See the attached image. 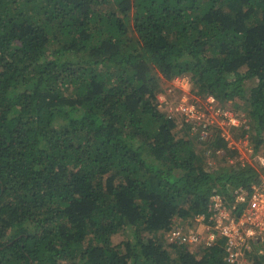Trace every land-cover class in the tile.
<instances>
[{
    "label": "trees",
    "instance_id": "obj_1",
    "mask_svg": "<svg viewBox=\"0 0 264 264\" xmlns=\"http://www.w3.org/2000/svg\"><path fill=\"white\" fill-rule=\"evenodd\" d=\"M184 76L262 143L264 0H0V264H229L164 240L264 176L175 133L158 94Z\"/></svg>",
    "mask_w": 264,
    "mask_h": 264
},
{
    "label": "built area",
    "instance_id": "obj_2",
    "mask_svg": "<svg viewBox=\"0 0 264 264\" xmlns=\"http://www.w3.org/2000/svg\"><path fill=\"white\" fill-rule=\"evenodd\" d=\"M189 81L187 79V83ZM207 97L211 102H216L213 95ZM189 98L187 95L183 96L178 110L189 122H193L199 117V106L195 104V99L190 102ZM226 111L228 110L223 111L225 115ZM169 117L174 116L170 114ZM200 119L198 128L206 130L211 122ZM260 161L264 166V155L260 156ZM232 195L233 201L229 203L223 201L225 198L221 194L213 195L206 213L194 215L187 223H177L164 233V240L187 245L192 250L211 248L221 242L225 261L229 264L252 263L254 254L264 255V185L253 186L251 192L234 189ZM253 240L255 244L252 243Z\"/></svg>",
    "mask_w": 264,
    "mask_h": 264
},
{
    "label": "rangeland",
    "instance_id": "obj_3",
    "mask_svg": "<svg viewBox=\"0 0 264 264\" xmlns=\"http://www.w3.org/2000/svg\"><path fill=\"white\" fill-rule=\"evenodd\" d=\"M187 79H189V76H185V79L184 77H179L178 80H172L170 85L158 94L160 108L168 116L170 114L173 115L176 120L175 133L177 135L185 133V137L194 141L197 150L203 154L204 166L209 170L220 169L225 164L232 165L237 169L245 166L264 167L260 161V156L264 155V134L262 143L258 144L254 137L253 128L246 117L244 104L238 100L235 106H233L234 104L231 105L230 102L229 109L224 108L219 103L211 102L207 95L198 94L194 91L191 79L189 83H187ZM254 84L253 80L248 81L247 88L249 89ZM184 95L190 97V102H194L192 99H195V104L199 106V117L193 122H189V119L178 110V105ZM224 110H228L226 111L227 116L223 113ZM199 118H201L200 120H209L211 122L206 130L198 128ZM187 127H190V129L187 130ZM195 127L197 130H195ZM183 129H186L187 133ZM219 134L228 140L230 148L215 149L211 146V140ZM260 184L264 185V176L260 178L258 183H254L253 186ZM222 198L225 203L231 202V199L224 194H222ZM189 220L180 219L178 223H187ZM130 238L129 235L120 232L113 236V244L125 249L124 243ZM252 243L255 244V240ZM253 258L252 263L248 264H253Z\"/></svg>",
    "mask_w": 264,
    "mask_h": 264
}]
</instances>
